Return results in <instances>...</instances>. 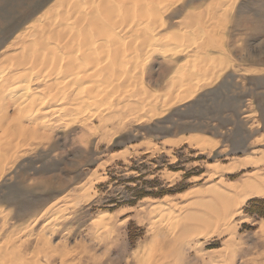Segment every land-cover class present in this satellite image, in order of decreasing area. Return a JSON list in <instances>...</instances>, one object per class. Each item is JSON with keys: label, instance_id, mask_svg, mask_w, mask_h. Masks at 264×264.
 <instances>
[{"label": "rangeland", "instance_id": "rangeland-1", "mask_svg": "<svg viewBox=\"0 0 264 264\" xmlns=\"http://www.w3.org/2000/svg\"><path fill=\"white\" fill-rule=\"evenodd\" d=\"M55 1L0 0V75L20 69L7 56L22 40L71 16ZM217 1L227 11L215 30L196 27L189 18L192 10ZM141 7L161 12L167 25L160 34L178 31L153 53L131 59L126 51L130 75L142 76L162 94L156 79H166L188 55L212 45L221 49L214 64L218 70L188 100L155 111L128 108L120 118L111 117L109 102L122 93L129 100L141 98L133 96L141 91L140 81L119 96L112 89L93 99L84 93L68 96L49 108L48 133L31 134L23 145L18 136L21 147L0 173V258L12 259L8 263L4 255L5 264H48L44 252L51 264H242L257 257L264 264V196L243 201L238 191L245 179L264 173V0H151ZM140 23L152 27L156 20L144 16ZM91 63L76 66L77 85L87 80L77 72ZM45 86L32 83L13 98L19 102L36 91L49 92L50 85ZM194 136L211 142H187ZM217 186L230 187L239 213L231 230H217L213 219L214 227L198 228H206V235L196 234L186 215L204 212L208 204L221 208L218 195L208 192ZM188 226L192 233L172 240ZM45 237L51 244L46 250L41 249ZM15 247L19 251L11 252Z\"/></svg>", "mask_w": 264, "mask_h": 264}, {"label": "bare ground", "instance_id": "bare-ground-1", "mask_svg": "<svg viewBox=\"0 0 264 264\" xmlns=\"http://www.w3.org/2000/svg\"><path fill=\"white\" fill-rule=\"evenodd\" d=\"M150 1L151 0H56L55 3H57L59 8L65 7L64 10H71V13L69 12L70 14H66L71 16H65L61 22L60 20L57 22L55 18L56 21L52 24L41 27L42 29L40 28V30L36 29L37 31L32 34L30 33L31 38L26 35L27 38L30 39L27 41L22 40L20 45L16 48V50H18L7 56L12 58L20 69L14 74L6 75V77H3L4 74H2L3 76L0 75V173L15 158L18 149L26 142L31 134L44 135L49 131L48 129L50 128L48 127H50L49 124H51V122H48V117L51 115V110L49 108L54 107L56 104H61L64 98L67 99L68 96L76 98V96H81V93H84L87 97L93 99L97 97L99 93H102L104 89H112L117 93V96H119L121 94V89L128 88L130 84L133 85L140 81L141 91H136V93L132 95H140L141 98L136 97L137 99L134 98V100H131L132 97L130 96L131 98L129 100V98L126 99V96L122 95V93L116 101L114 100V104L111 103L113 101L109 102L110 105L108 109L110 108L112 112V116H110L120 118L125 115L128 108H132L133 112L137 108L142 109L144 107H150L155 111L157 106L163 107L167 104L188 100L197 90L210 83L213 78L212 76H214L218 70V67L214 65L218 59L216 53L221 50L218 46L214 45L210 48L204 46L196 50V52H193V54L188 55V58L186 57L184 61L176 65L174 70L171 69V73L168 74L169 76L166 78L167 80L161 78L159 80L156 79V84H158V86L162 84L163 95L161 92H156L158 88H153L148 83H145L142 76L136 77L135 74V77H133L132 74H129L130 68H128L129 66L127 67L126 63L130 60H127L128 58H133V56L138 58L150 52L153 53L155 47L160 43L164 41L168 42V40L170 41L176 38L174 32H176L177 29H174V32L172 30L161 34L158 32V30L165 27L167 23L162 20L163 17L161 16V12L160 14L150 13L145 11V8L141 7V5L148 4ZM218 3V1L215 3L211 2L203 8L201 6L199 9H193L189 14V18L193 21L194 25L196 24V27L201 30L209 27L215 30L217 20L227 11L226 8L221 11V7L219 8L217 5ZM51 9L52 7H49L46 11L51 13ZM144 16L156 20L157 25L151 23L152 27H150L149 25L140 23V20L144 18ZM178 22H180V20ZM35 27H33V29ZM189 34L188 31H184V36H188ZM221 47L223 48V46ZM128 50L130 51L128 52L130 55H127L126 51ZM126 55L130 57L126 58ZM95 56H98L96 59L99 62L95 61ZM84 60L88 62L92 61V67H82L79 69L81 73L78 71L77 74L87 80H80L82 83L77 85L76 66L80 65ZM167 70L168 69H165L164 71L167 72ZM164 75L165 74H162L161 77ZM32 83L38 86L50 85L49 87H51V89L47 88L50 90L49 92L45 91L46 89L44 92L43 90L36 91L29 98L21 101L18 100L19 102H17V100L13 98L15 97L14 95L23 88L30 89ZM123 92L126 93L127 91L123 90ZM122 101L129 103L131 106L128 104L126 105L127 108L124 107V104L121 106L120 102ZM47 105L50 106L44 108L42 111V108ZM78 109H80L81 112L80 105H76L77 113H79ZM18 136H21V145L19 144L20 140H17ZM207 139L209 138L194 136L192 139L187 140V142L204 146L206 142L210 141H207ZM261 159L264 160V155H261L260 160ZM251 176L243 181L242 187H239L240 189L237 188L239 189V194L243 196V198H240L243 201L249 198L253 199V197L264 196V173H255ZM230 187L222 188L217 186L213 188L214 190L211 189L208 191L210 195H218L221 208H218V205L208 204L207 207L203 209L204 212L198 209V211H200L199 213L194 211L187 213L186 216L189 217L187 220L196 234H202L204 232L206 235L208 233L205 231L206 228L203 232H198V228L211 227L212 225L210 224L214 222L212 221L213 219H215L217 230L218 226H225V231H228V229L231 230V223L235 219L234 216H237L239 212L235 211L237 209V204H235V200L234 203L232 202L234 196L230 194ZM79 204L80 203L77 202V205ZM1 229L2 228H0V230ZM193 229L189 226L187 229L180 228L179 235L174 238L172 237V240L184 238L188 233H192ZM46 232L48 233V231ZM49 236H52L51 232ZM17 237L19 240L20 236ZM24 240L21 239V241ZM36 242H38V240ZM41 242H43L41 249L45 248L44 250L51 245L46 237L42 238ZM19 243L21 244V242ZM107 246L108 245L105 244L106 252H108ZM18 249H20V247H15L12 251L8 250V252L9 254L10 251H15L16 253ZM4 250L6 251L5 248L3 251ZM37 250L38 249L33 247L31 251L35 252V255H37ZM30 254H32V252ZM4 255L2 254L0 258V264L6 263L4 259L5 256L6 259H9L7 260L9 261L8 263H10V260H12L10 258L11 256L9 255L10 257L8 256L7 258V255ZM32 255L34 256V253ZM32 257L30 256V258ZM42 257L46 263L49 264L50 262L51 264V256L49 257L48 252H44ZM34 258L38 259L35 256ZM39 259L42 260L41 256ZM23 261L20 262L23 264ZM17 262L15 261L14 264ZM30 262L31 261H28L27 263ZM260 262L258 257L256 259L253 258L248 260L247 258V260H242V264H259ZM32 264H35V262Z\"/></svg>", "mask_w": 264, "mask_h": 264}, {"label": "trees", "instance_id": "trees-1", "mask_svg": "<svg viewBox=\"0 0 264 264\" xmlns=\"http://www.w3.org/2000/svg\"><path fill=\"white\" fill-rule=\"evenodd\" d=\"M166 190H162L161 192H159L158 194H160V195H163V193L165 192ZM143 196H145V194L144 195H140V197H143Z\"/></svg>", "mask_w": 264, "mask_h": 264}]
</instances>
